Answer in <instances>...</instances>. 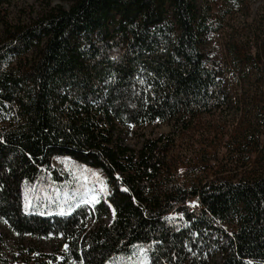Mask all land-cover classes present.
<instances>
[{"label": "trees", "instance_id": "obj_1", "mask_svg": "<svg viewBox=\"0 0 264 264\" xmlns=\"http://www.w3.org/2000/svg\"><path fill=\"white\" fill-rule=\"evenodd\" d=\"M36 1L46 6L39 15L4 20L0 32V220L17 235H60L68 252L34 264H108L139 245L147 264H194L219 242L223 264H264V96L242 97L225 165L203 141L193 156L173 153L175 133L197 130L231 98L202 50L221 18L211 3ZM231 51L240 85L264 92V30ZM159 120H173L174 132L135 149L116 137V122ZM63 162L99 171L110 191L60 211L61 192L80 188ZM90 213L111 221L80 236ZM0 264H10L1 252Z\"/></svg>", "mask_w": 264, "mask_h": 264}, {"label": "rangeland", "instance_id": "obj_2", "mask_svg": "<svg viewBox=\"0 0 264 264\" xmlns=\"http://www.w3.org/2000/svg\"><path fill=\"white\" fill-rule=\"evenodd\" d=\"M223 1L226 2V0ZM54 2L64 5L58 0H53L51 4ZM198 2L199 4L211 3L214 8L213 11H215L214 14L218 18L221 17L220 20L216 21L218 28L209 31L205 35L202 50L219 64V75L222 76L223 85L231 98L221 110L212 111L205 116L198 124L197 130L185 129L184 132L175 133L177 146L173 153L182 158L189 155L193 156L204 143L208 150H211L212 146L217 150L218 163L225 165L229 159L228 149L223 148L225 138L230 135V132L236 126L235 124L243 119L242 111L247 107L242 101V97L247 94L258 95L257 97L264 96L263 91L255 92L251 85H246L245 88L242 87L235 75L231 73L234 68L231 62L233 43L238 44L245 42V40H252L257 32L261 29L264 30V0H244L243 3L227 0L228 8H224L225 12L220 10L221 8L218 6L221 0H198ZM44 8L46 6L36 0H0V32L4 20L14 23L20 21L26 23L31 18L33 19L39 15ZM235 98L237 99L233 100ZM173 124V120H159L147 124L134 123L132 125L116 122V137L119 138L120 142H124L135 149L140 147L142 140L149 136L156 137L160 133H172L175 129ZM261 162L260 167L264 169V159ZM67 163L63 162L64 169L73 172L80 188L76 187L70 192H61L55 200L57 202L56 208L60 211L70 212L74 205L92 207L110 191L99 171L93 168L90 169L86 165L76 168ZM227 167H229V163ZM36 196H39V198ZM28 198H30L32 204L43 203V197L39 191L35 194H29ZM196 200L191 198L187 204L197 205ZM38 209L41 211L40 206ZM111 216L112 213L107 216H100L98 219L90 213L82 223L81 230H79L80 236L87 234L88 230L96 228L100 223H109ZM64 243L60 235H53L52 233L37 237L26 233L17 235L7 224L0 220V252L10 264H34L39 261H49V259L58 262L63 254H65L64 256L68 255ZM221 245L220 242L215 243L208 252L203 250L202 255L194 257L192 262L194 264H223L226 253ZM146 253L147 249L143 245H139L126 259L114 258L108 264H147L148 256ZM66 261L68 264L74 263L69 258Z\"/></svg>", "mask_w": 264, "mask_h": 264}]
</instances>
